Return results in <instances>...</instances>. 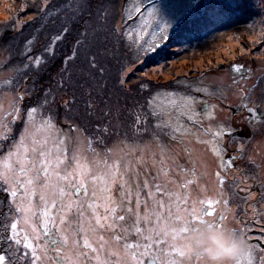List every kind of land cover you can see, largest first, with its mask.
<instances>
[{"label": "snow or ice", "instance_id": "snow-or-ice-1", "mask_svg": "<svg viewBox=\"0 0 264 264\" xmlns=\"http://www.w3.org/2000/svg\"><path fill=\"white\" fill-rule=\"evenodd\" d=\"M82 7L90 9L91 4L77 0L76 10ZM131 18L126 13L125 19ZM67 32L65 27L53 37L44 50L46 56L30 55L33 41L28 40L22 53L27 61L24 68H34L39 76L54 65L57 42ZM76 59L77 49L73 47L63 56L56 76L50 78L55 80V87L43 88L42 93L37 90L36 80L29 82L26 72L0 81V264H56V260L61 264H186L184 256L161 237L157 226L161 222L174 224L182 235L206 220H212L218 229L225 228L226 216L220 205L227 177L222 173L234 167L236 157L224 160L226 150L219 144L226 134L224 126L205 130L212 140L198 141L210 144L213 155L219 158L215 177L220 193L215 199L209 196L192 200L191 187L198 180L195 167L190 170L174 162L169 164L163 154L156 157L153 153V164L159 168L154 175H147V168L139 167L146 163L143 155L134 160L113 158V150L106 148L101 156L96 146L104 144L107 136L118 135V110L106 99L93 95L94 89L81 91L84 86L75 82L68 70L69 62ZM86 60L89 74L98 69L103 76L97 54L90 53ZM120 83L127 80L121 78ZM5 93L10 96L7 101ZM248 100L242 90L241 106L248 113L244 119L250 127L264 123V109L249 107ZM25 101L29 103L25 105ZM194 103L195 98L185 97L176 108L183 107L185 111L180 114L198 124ZM152 106L153 101H149L151 115L158 121L155 126L168 127L163 121L164 112ZM57 108L63 109L62 122L68 125L67 130L57 123ZM81 108L84 117L99 121L93 124L91 134L76 123ZM146 123L147 116L137 113L131 126L139 133ZM86 153L93 158L89 160ZM177 171L188 178L176 183L174 189L170 187L174 175L169 173ZM240 183L233 180L230 187L235 190ZM240 191L246 193L240 197L245 203L256 196L251 185ZM228 196L222 203L230 209L231 194ZM249 207L255 209V205ZM244 215H252V219L241 220L239 214H233L239 227L231 230L246 241L235 264H254L257 260L264 264V244H252L253 236L249 235L256 226L264 234V220L260 218L264 213L245 210ZM256 239L264 240V235ZM256 251L262 255L257 257Z\"/></svg>", "mask_w": 264, "mask_h": 264}, {"label": "trees", "instance_id": "trees-1", "mask_svg": "<svg viewBox=\"0 0 264 264\" xmlns=\"http://www.w3.org/2000/svg\"><path fill=\"white\" fill-rule=\"evenodd\" d=\"M128 1L112 0L109 11H104L108 6L106 5L107 0H88L91 8L82 7L80 11H77V0H71V6H69L70 0H47V2L45 0H0V13L7 17L11 24L20 25L19 23H22L28 30V26H40L41 29L38 32L47 31L48 36H46L44 48L63 28H68L63 40L57 42L58 55L54 65L41 71L38 81L40 84L46 83L51 86L49 75L56 76L63 56L70 53L75 47L77 59L70 61L68 65L71 68L69 72L73 80L83 86L84 82L89 80L101 89L102 92L97 94L110 101L109 105L118 110L119 123L116 125V132L120 129L118 135L131 145L134 143L140 145L148 139L161 145V149L170 147L168 139L175 136L174 127L168 123V127L157 128L155 125L158 121L151 115L152 108L149 107V101H154L158 95L165 93L197 95L201 99L219 101L218 103L224 111L231 110L230 107L226 109L227 107L222 106V104H227L222 99L197 94L190 88V85H186L184 82L201 78L213 70H224L233 59L239 58L242 61L263 67V75L261 79L256 80L255 89H257L258 97L261 98L260 102L264 103V0H207L204 12L196 9L195 13H191L192 15L186 19L184 24H187V28H180L162 45L161 43L150 44L144 56L141 55V52L146 44L145 40L130 31V21L121 22L120 8ZM47 13H50L48 17ZM106 18L110 19L104 25L102 23L106 22ZM58 19L63 20L61 25ZM48 21L53 23L58 21L57 25H59L50 30ZM94 22L107 27L98 29ZM7 30L8 33L14 31V26ZM86 34L93 36L91 37L92 45L85 42ZM78 39L81 41L80 44L76 43ZM136 45H142V47L140 55L133 57L131 49ZM153 46H155L154 51L152 50ZM114 50L115 54L113 55ZM90 53L97 54L99 65L104 69L99 82L93 77L95 71L91 70L92 74H89L86 57ZM120 59L130 61L124 69H128L127 83L125 84L120 83L118 76L117 60ZM133 65L137 66L135 70H129V66ZM105 74L109 76L108 81H106L107 78L103 79L106 77ZM136 76L142 77V80H138L137 83L132 80L133 83H131L130 79ZM53 82L55 80H52V87L54 86ZM142 85H146V87H142ZM226 87L230 90L233 88L232 86ZM240 89L244 91L242 87ZM239 112H242V109H239ZM80 113L76 117V122L81 127L84 125V128L88 129L87 134H89L88 127H92L99 121L95 118L89 120L84 117L82 108ZM137 113L147 116V123L140 126L142 131L139 133L131 126ZM231 115L235 116L236 113ZM56 118L57 122L63 126L61 119L64 118V112L62 108H57ZM182 118L185 124H194L192 120L186 117ZM163 121H166L164 116ZM194 125L202 127L199 124ZM225 128L227 127L225 126ZM116 135L113 134V136ZM153 136H156V141ZM255 136L252 133L249 142ZM108 138V136L105 138V142L108 141ZM234 138L238 137L224 135L223 140ZM151 172L152 175L156 173V171ZM174 180H178V178ZM141 212H143V208H141Z\"/></svg>", "mask_w": 264, "mask_h": 264}, {"label": "rangeland", "instance_id": "rangeland-1", "mask_svg": "<svg viewBox=\"0 0 264 264\" xmlns=\"http://www.w3.org/2000/svg\"><path fill=\"white\" fill-rule=\"evenodd\" d=\"M111 1L112 0H107L106 5L108 6L105 7L104 11H109ZM206 2L207 0H129L125 4H122V7L120 8V18L121 22L124 23L126 20V13L131 14L132 18L127 19V22L130 21V31L135 32V35L137 37L145 40L146 44L143 51L141 52V55L144 56L147 52V47L150 44L161 43L162 45L163 43L168 41L180 28H187V24H184L186 19L192 15L191 13H195L196 9H200L204 12V10L206 9ZM50 13H47V17L50 15ZM47 17L45 18V21ZM7 19V17L3 16L2 13H0V81L6 80L10 77L23 75L26 72L27 75L31 78L29 82H31V80H36L37 90L42 93L43 88L49 87V85L46 83L40 84V81H38V76L35 75L34 68H24V64L27 61L22 53L25 51L26 42L28 40H32L33 42L30 45L32 52L30 53V55L35 56L44 54L46 56L47 54L44 53V42L46 36H48L47 31H43L42 33L38 32V30L41 29L40 26H28V30V28L26 29L24 24L19 23L20 25H14V23L11 24ZM109 19L110 18H106V22L102 24L106 25ZM58 21L60 25L61 23H63L62 19H58ZM57 22L53 23L52 21H48L50 30L52 27H56L59 25H57ZM94 23L98 26V29L107 27L101 25L100 23ZM12 26H14V31L8 33L7 29ZM165 26H167L168 29H165ZM30 35H32V37H30ZM91 37H93L91 36V34H86L84 40L87 44L92 45ZM141 47L142 45H136V47L131 49L133 57H138L140 55ZM114 54L115 50L113 52V55ZM227 60L229 61V59ZM117 62L119 67V74L121 73L120 75L118 74L119 79L121 80V78H123L126 80L128 69H124L126 65H129L128 63L130 61L120 59L119 61L117 60ZM136 67L137 66L135 65L129 66V70L133 71ZM236 67H240L242 69L241 72L233 71V69ZM68 70L70 71L71 68L68 67ZM93 71H95V75L93 77H95L99 82L102 76H100L98 69H93ZM109 74H111V72H109ZM262 75V66L253 65L251 62H245L237 58L233 59L232 62H230V65L224 70H213L209 73L204 74L201 78H197L191 81L185 80L184 83L186 85H190V88H192L197 94H202L206 97L222 99L227 104L231 103V110L224 111L221 105H219V101L217 102L216 100H208L205 98L201 99L197 95L189 96L181 93L161 94L155 97L152 107L157 111L164 112L163 116L165 120L170 123L174 127V129L180 128L182 126L180 131H176L175 136L169 137V148L167 147L166 149H161V145L148 139L144 140V142L140 145L135 143L131 145L126 139L121 138L120 135H111L108 136L109 138L108 141L105 142V145L96 146L97 151L100 152L101 156H103L104 150L106 148H109L113 150V158L123 157L124 159L133 160L136 157L143 155L146 163L144 165H140L139 167L141 169L146 167L147 175H149V173L150 175H152L151 171H157V169L159 168V165L153 164V153L156 155V157H159L161 154H163L166 158V163L170 164L174 162L175 164H180L181 166L186 167L190 170L195 167L198 180L197 183L192 185L191 187V199L197 200L198 198H207L209 196L215 199L220 193L218 182L215 177V172L219 170L220 161L217 156L213 155L210 144L200 143L198 141L212 140V136L210 134H206L205 130L211 129L214 131L220 125L224 126V130H236V127L240 124L241 121L238 118L237 114L235 116H232L231 114H234L232 109L237 105L236 102L238 96L240 94L242 96V89L240 88L242 87L244 89V92L247 93L249 97V100L247 102L251 105L255 104L256 102L261 100V98L258 97L257 89H255V82L256 80L258 81L259 79H261ZM136 77H132L130 79L131 83H133L132 80H134L136 83L138 80H142V77ZM50 78L51 74L49 75V79ZM106 78V81H108L109 76H106L103 79L105 80ZM56 79H59V77L57 76ZM49 83L52 86V79ZM53 85L54 88L55 82H53ZM96 86V84H92L91 81L88 80L84 82V88H82L81 91H84L85 89H94L93 95H98L97 93H101L102 91L99 87ZM226 86H232L233 88L232 90H230ZM185 97L195 98V103L192 105V108L196 113L195 119L199 121L198 124L202 127L196 126L192 123L185 124V121H183L182 117L187 118V116L181 115L180 113L182 111H185V109L183 107L177 109L176 105L181 104L182 99ZM4 99L5 101H7L8 99H10V96L5 93ZM108 102L111 103L110 101ZM28 103L29 101H25V105H27ZM228 108L229 106H227L226 109ZM262 108H264V106ZM63 120L64 118L61 119V121ZM57 123L61 128L67 130V124L62 123L63 126L65 125L63 127L59 122ZM260 124L262 125L264 123ZM225 126L227 128H225ZM19 127L20 126L17 125L18 130ZM81 128H84V125ZM88 128L89 134H91L92 131H94L93 126ZM263 128L264 125L263 127H261V129ZM117 133L120 134V129L117 130ZM153 138L156 141V136H153ZM257 139L258 138L255 136V138L252 139L251 143L249 141L247 142L246 139L241 138L225 140L229 141L230 146L236 145L241 147L250 144L248 152L245 155L247 157L246 160L249 161L244 162L245 166L243 173L244 175L252 174L253 177H259V184L261 185V183L264 182V140L258 143L255 142ZM219 144H221V140L219 141ZM86 155L88 156L89 160L93 158L90 153H86ZM168 157H171V160H168ZM255 159L259 160L257 162L262 161V163L259 164V170H256L257 173L255 172L254 174L253 169L258 167V164H256V162H252ZM169 175H174V179L178 178V180H174L177 182L170 184V187L174 189L176 188V183L180 182L181 178L182 180L188 178L179 171H177L176 174L169 173ZM232 177L233 174L231 173L227 176L226 183L223 189L225 196L221 198L220 205V211H222L226 216L224 226H227L229 229L238 224L233 219L234 208L232 207V205L230 209L224 208L222 200L224 198H229L228 194H231L229 202H233L235 205L239 206L245 205V202L240 199V196L237 193L238 187L235 190L230 187V185L232 184V182L230 181ZM245 181V179L241 181L239 188H244L250 185V183ZM143 195L145 196V193ZM146 198L148 197L146 196ZM253 210H256V207L255 209L252 208V211ZM240 212L241 211H239L238 214H240ZM245 217L248 218V220L252 219V216L249 215ZM71 231V228H69L68 232L71 233ZM56 264H61V261L56 260Z\"/></svg>", "mask_w": 264, "mask_h": 264}, {"label": "clouds", "instance_id": "clouds-1", "mask_svg": "<svg viewBox=\"0 0 264 264\" xmlns=\"http://www.w3.org/2000/svg\"><path fill=\"white\" fill-rule=\"evenodd\" d=\"M157 228L161 237L184 256L186 264H235L246 246L243 236L229 228L218 229L212 220L196 225L186 235L171 223L161 222Z\"/></svg>", "mask_w": 264, "mask_h": 264}, {"label": "flooded vegetation", "instance_id": "flooded-vegetation-1", "mask_svg": "<svg viewBox=\"0 0 264 264\" xmlns=\"http://www.w3.org/2000/svg\"><path fill=\"white\" fill-rule=\"evenodd\" d=\"M241 100H242V96L240 94L237 98V102H236L237 105L235 106L236 108L233 107V109L235 110L234 113L237 114L238 118L241 121V122L239 121L240 124L236 127V130H234V131L241 133L242 136H237V137L242 138V139H246L247 142L250 141V137L252 136V133H254L258 138L255 142H258V143L262 142L264 140V136H263L264 135V128L261 129V127H263L264 124L261 125L259 123L253 127L249 126V122L244 119V117H246L248 115V113L245 112L243 107L241 106ZM248 104H249V107H259L261 109H264V108H262L264 106V103H262L260 101L256 102L255 104H252V105L250 103H248ZM222 106L224 108H226L227 106L230 107L231 105L230 104H222ZM239 109H242V112H239ZM220 145L223 147V149L226 150L224 152V160L225 161H227V159L229 157H236L234 167L231 169H228L227 173L226 174L222 173V175H226V177H227L230 173L233 174V177L230 180L231 182H233V180L243 181V179H245L246 180L245 182L250 183L251 191L256 193V196H254L253 198L248 200L244 206L242 205L240 207H237V205H235L233 202H229L230 205H232V207L234 208V214H238V212L241 211L239 214V218L241 220H248V218H246L243 215L244 210H247L248 213H252V212L254 213L255 211H258L260 213H264V202H263V196L264 195H262V193H264V182L261 183V185H260L259 184L260 183L259 177H258L259 178V180H258V178L256 176L253 177L252 174L244 175V173H243L244 166H245L244 162L249 161V160H246L247 157L244 155V153L248 152L250 144L244 145L241 147L236 146V145L230 146L228 140L222 139ZM240 149H242V151ZM257 161H259V160L255 159L252 161V162H256V164H258V167L253 169L254 174H255V172L257 173V171L259 170V164L262 163V161L261 162H257ZM237 193L239 194L240 197H243L246 195L245 192L240 191L239 187L237 188ZM146 196H147V192H145V199L147 200L148 198H146ZM250 204L255 205L256 210L252 211V208L249 207ZM249 216H252V215H249ZM263 218H264V215L261 216L262 220H264ZM238 227H239V225H236L234 227H231L230 229H235ZM225 228H228V227L225 226ZM258 228H259V226H256V228H254L252 230V232L249 233V235L253 236V239L251 241L252 244H264V240L256 239V237L264 235L258 231ZM255 255L258 257V256L262 255V253H260L259 251H256ZM254 264H259V261L258 260L254 261Z\"/></svg>", "mask_w": 264, "mask_h": 264}, {"label": "water", "instance_id": "water-1", "mask_svg": "<svg viewBox=\"0 0 264 264\" xmlns=\"http://www.w3.org/2000/svg\"><path fill=\"white\" fill-rule=\"evenodd\" d=\"M232 111L234 112V110L232 109ZM232 112V113H233ZM227 136L229 137H237V136H242L241 133L237 132V131H230V130H225Z\"/></svg>", "mask_w": 264, "mask_h": 264}]
</instances>
